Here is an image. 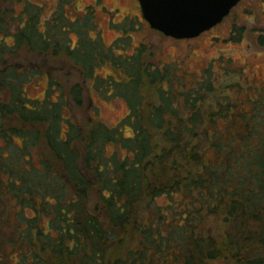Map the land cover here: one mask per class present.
Wrapping results in <instances>:
<instances>
[{
    "label": "trees",
    "instance_id": "16d2710c",
    "mask_svg": "<svg viewBox=\"0 0 264 264\" xmlns=\"http://www.w3.org/2000/svg\"><path fill=\"white\" fill-rule=\"evenodd\" d=\"M4 1L0 137L9 150L7 155L0 150V198L11 195L34 215L22 216L25 224L19 220L6 233L0 217V264H264V125L248 117L226 141L219 130L210 132L204 126L209 114L222 113L229 103L217 105L216 111L201 108L210 88L204 77L184 91L155 85L160 102L144 108L142 84L169 74L142 65L136 56L123 59L130 81L116 87L129 99L131 135L94 118L66 119L62 109L82 103L81 84L72 86L70 102L61 96L45 107L46 100L32 102L22 88L39 71L7 59L23 47L39 54L63 51L89 70L100 47L95 41L85 47L81 39L73 49L58 31H39L34 20L38 8L29 0H13L24 1L18 17H28L7 43L11 25L6 16L13 7ZM58 85L50 79L47 91ZM177 97L181 106L172 102ZM14 133L22 136L23 146L13 144ZM109 141L126 152L105 157ZM38 143L44 148L37 152L40 165L35 167L23 154ZM209 150L214 153L210 162L204 158ZM237 168L242 178L232 177ZM231 178L234 183L227 185ZM159 195L166 197L164 204L154 203ZM218 212L220 224L212 233L205 229V216ZM42 215H48L47 228Z\"/></svg>",
    "mask_w": 264,
    "mask_h": 264
},
{
    "label": "rangeland",
    "instance_id": "374dc122",
    "mask_svg": "<svg viewBox=\"0 0 264 264\" xmlns=\"http://www.w3.org/2000/svg\"><path fill=\"white\" fill-rule=\"evenodd\" d=\"M29 1L38 8L34 20L39 31L43 32L49 28L53 29V33L58 31L59 36L62 34L68 42V47L73 49L81 39L85 47L91 45L90 41H95L96 46L100 47L93 64L88 67L89 70L85 69L76 57L72 58L63 51L57 54H39L23 47L10 56L8 63L20 68L34 67L39 71L32 80L24 82L22 86L25 95L33 99L32 102L46 100L44 105L48 107L53 100L61 96H65L70 102L72 86L80 83L83 92L82 103L68 102L69 106L66 105L62 109V115L77 122L94 118L108 127L118 125L123 135H131L133 125L128 115L129 99L126 94L117 91L116 87L122 81H130V68L123 59L136 56L142 61V65L150 63L151 67L160 70L161 74H169L168 79L163 77L160 82H154L155 84L148 83L146 87L142 84L144 108L160 102L155 85L165 90L172 87L174 90L184 91L194 84L197 85L204 77L209 80L210 88L202 99L201 108L216 111L217 105L220 107L229 103L223 107L222 113L209 114L211 120L205 121L204 126L210 132L219 130L221 137L226 141L229 135L237 134L243 129V123L248 117L257 118V122L264 125V0H240L216 25L197 36L185 38L164 35L152 28L141 15L138 0H129L123 7L118 4L110 6L109 2L113 0ZM5 4L13 7L12 13L6 16L11 26L9 33L5 35V41L12 43L13 32L27 20L28 14L18 17L24 9V1L5 0ZM12 14L17 17L13 18ZM60 29L64 30L59 32ZM78 55L80 57L79 52ZM50 79L59 85L47 91ZM172 102L180 106L183 103L178 97L173 98ZM66 129L67 120H63L60 130L62 136L65 135ZM12 142L16 147H21L24 143L22 136L15 133ZM34 148L35 150L29 148L23 156L29 158L33 166L37 167L40 165L37 152L44 146L38 143ZM0 150L4 155H7L9 150L1 137ZM115 151L119 153V157L126 152L124 148L119 149L118 143L109 141L105 144V157L112 156ZM218 157L222 160V153H219ZM204 158L212 161L213 151L205 152ZM23 164L27 165L26 162ZM242 174L237 168L232 177L242 178ZM234 180L231 178L227 185H232ZM174 197H178V194ZM95 199L96 194L93 193L91 203H94ZM165 201L166 197L159 195L154 203L164 204ZM33 215V209L20 208L11 195L0 198V217L4 219L2 229L5 233L19 220L23 226L25 223L22 216ZM220 215V212L207 214L204 220L205 229L216 232ZM41 217L42 224L47 228L48 215ZM176 220L180 221L181 218Z\"/></svg>",
    "mask_w": 264,
    "mask_h": 264
},
{
    "label": "water",
    "instance_id": "95a60500",
    "mask_svg": "<svg viewBox=\"0 0 264 264\" xmlns=\"http://www.w3.org/2000/svg\"><path fill=\"white\" fill-rule=\"evenodd\" d=\"M149 25L174 38L194 37L220 22L239 0H138Z\"/></svg>",
    "mask_w": 264,
    "mask_h": 264
},
{
    "label": "bare ground",
    "instance_id": "6f19581e",
    "mask_svg": "<svg viewBox=\"0 0 264 264\" xmlns=\"http://www.w3.org/2000/svg\"><path fill=\"white\" fill-rule=\"evenodd\" d=\"M128 2L129 0H113L109 2V5L112 6V5L118 4L119 6L123 7L124 5H127L126 3Z\"/></svg>",
    "mask_w": 264,
    "mask_h": 264
},
{
    "label": "flooded vegetation",
    "instance_id": "af4514ba",
    "mask_svg": "<svg viewBox=\"0 0 264 264\" xmlns=\"http://www.w3.org/2000/svg\"><path fill=\"white\" fill-rule=\"evenodd\" d=\"M239 1H240V0H239ZM239 1H238V2H239ZM238 2H237V3H238ZM235 5H236V4H235Z\"/></svg>",
    "mask_w": 264,
    "mask_h": 264
}]
</instances>
